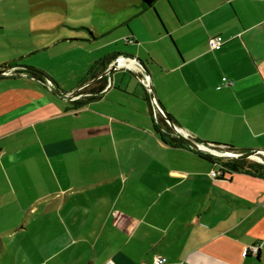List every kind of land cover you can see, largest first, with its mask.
Returning <instances> with one entry per match:
<instances>
[{
    "label": "crops",
    "instance_id": "obj_1",
    "mask_svg": "<svg viewBox=\"0 0 264 264\" xmlns=\"http://www.w3.org/2000/svg\"><path fill=\"white\" fill-rule=\"evenodd\" d=\"M70 3L103 53L62 80L72 89L0 76V264H264V178H212L231 158L167 144L179 135L151 97L201 145L264 152V0ZM109 56L134 62L93 74Z\"/></svg>",
    "mask_w": 264,
    "mask_h": 264
},
{
    "label": "rangeland",
    "instance_id": "obj_2",
    "mask_svg": "<svg viewBox=\"0 0 264 264\" xmlns=\"http://www.w3.org/2000/svg\"><path fill=\"white\" fill-rule=\"evenodd\" d=\"M70 2L71 0H0V67L16 60H21L22 66L7 70L0 76H15L28 69H36L52 78L56 75L63 83L62 89H72L67 83L75 80H62L69 78L77 65L90 63L103 53H96L94 56L89 54L102 40L87 31L89 22L86 19L89 14H78ZM120 45L121 48L125 47L123 43ZM212 148L213 151L206 154L214 155L215 160L238 155L224 151L225 148ZM250 161L263 164L256 159Z\"/></svg>",
    "mask_w": 264,
    "mask_h": 264
},
{
    "label": "trees",
    "instance_id": "obj_3",
    "mask_svg": "<svg viewBox=\"0 0 264 264\" xmlns=\"http://www.w3.org/2000/svg\"><path fill=\"white\" fill-rule=\"evenodd\" d=\"M157 1L158 0H143V8L145 10L153 8V6ZM114 60H116V56H109L102 59L92 70V73L98 74V76L102 75L103 71L106 70L105 69L106 66H109ZM20 61L21 60H16L4 65L3 67H0V71L15 69L20 66ZM100 67H102L103 71L100 70ZM23 73H26L39 81H45L46 76H48L44 72L36 69H28ZM94 78L95 76L93 75L92 79ZM106 83H107V78L103 77L100 80V85L97 88H88V85L86 86L84 84L82 90L76 92L75 95L78 96L81 94H90L91 96L86 101L80 103L78 102L77 104L80 107L86 106L89 101L95 99L96 96H98L101 93V91L105 89ZM158 124L165 128V131L167 132L168 135L174 132V129L172 128L171 124L167 121L166 118H164L160 114L158 115ZM165 142L173 147H190L183 139L173 135H170L169 141L165 140ZM224 151L233 152L235 154H243V152H235L231 147L226 148ZM199 154L202 158L213 162L211 156L205 155L204 153H199ZM223 167L228 172H237V173L246 172L264 178V164L253 162L250 160H240V159L231 158L223 163Z\"/></svg>",
    "mask_w": 264,
    "mask_h": 264
},
{
    "label": "built area",
    "instance_id": "obj_4",
    "mask_svg": "<svg viewBox=\"0 0 264 264\" xmlns=\"http://www.w3.org/2000/svg\"><path fill=\"white\" fill-rule=\"evenodd\" d=\"M126 42H129V43H133L131 40H126ZM224 45V42L220 39H217V38H212L209 42V47H210V50L211 51H217V50H220ZM119 61L122 63H125V64H130L132 62H134L133 59L131 58H127V57H119L118 58ZM136 71L137 72H140L142 71L139 67L136 68ZM142 83L144 85V87L147 89V91L152 94L153 93V88H152V82H151V78L150 76H145L143 79H142ZM234 85V82H232L230 79H228L227 77H224L223 80H222V83L218 86V90H222V89H225V88H230ZM155 103V106L157 107V112H158V115L159 114H163L162 113V110L161 108L159 107V105L156 103V101L154 102ZM212 147L214 146H203V149L205 150V152H208V151H213ZM226 149V148H225ZM264 154V153H263ZM233 156V155H231ZM237 156V155H235ZM262 156V155H261ZM259 159V158H257ZM228 172L224 169L223 165L221 164L220 165V170L217 171H212L211 172V177L214 178V179H220V178H223L225 176V173ZM260 250H261V245L260 244H257V245H253L249 248V253H251L252 255H259L260 253ZM104 264H116L115 261L113 259H109L107 260ZM157 264H163V260L162 259H158L157 260Z\"/></svg>",
    "mask_w": 264,
    "mask_h": 264
},
{
    "label": "water",
    "instance_id": "obj_5",
    "mask_svg": "<svg viewBox=\"0 0 264 264\" xmlns=\"http://www.w3.org/2000/svg\"><path fill=\"white\" fill-rule=\"evenodd\" d=\"M121 67V62L119 61V59H116L113 63H111L106 71V75H109L110 77H113V75L115 74V72ZM5 71L0 72V74L4 73ZM46 79L51 81V78H49L48 76H46ZM152 100L155 102V95L152 94L151 95ZM169 123L172 125V127L174 128V130L178 133L179 137L181 139H183L190 147H192L195 150H200V151H205L203 149L204 145H201L197 142H195L192 138L186 136L185 134H183L182 132H180L178 130V128L176 127V125L174 123H172L169 120ZM264 152H249V153H243V154H238L237 156L233 155L230 156L231 158L234 159H240V160H253L256 158H259L260 161L262 163H264ZM263 156V157H259V156Z\"/></svg>",
    "mask_w": 264,
    "mask_h": 264
},
{
    "label": "flooded vegetation",
    "instance_id": "obj_6",
    "mask_svg": "<svg viewBox=\"0 0 264 264\" xmlns=\"http://www.w3.org/2000/svg\"><path fill=\"white\" fill-rule=\"evenodd\" d=\"M107 71V69L105 70V72Z\"/></svg>",
    "mask_w": 264,
    "mask_h": 264
},
{
    "label": "bare ground",
    "instance_id": "obj_7",
    "mask_svg": "<svg viewBox=\"0 0 264 264\" xmlns=\"http://www.w3.org/2000/svg\"><path fill=\"white\" fill-rule=\"evenodd\" d=\"M256 160H258V159L256 158Z\"/></svg>",
    "mask_w": 264,
    "mask_h": 264
}]
</instances>
